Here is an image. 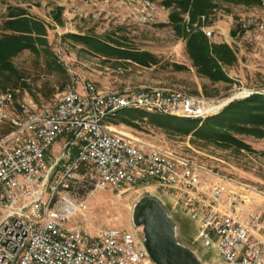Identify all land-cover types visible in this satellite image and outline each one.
<instances>
[{
  "label": "built area",
  "instance_id": "obj_1",
  "mask_svg": "<svg viewBox=\"0 0 264 264\" xmlns=\"http://www.w3.org/2000/svg\"><path fill=\"white\" fill-rule=\"evenodd\" d=\"M126 1L141 6L145 22L156 21L160 7L152 0ZM205 20L202 15L193 26L211 36ZM250 25L257 23L240 27ZM217 107L179 89H103L91 81L73 80L42 107L12 91L0 93V264H155L143 232L107 226L92 234L74 223L88 210L75 186L88 183L151 188L170 198L179 193L187 198L181 210L199 223L196 239L217 249L219 264H264L263 191L112 126L124 109L205 118Z\"/></svg>",
  "mask_w": 264,
  "mask_h": 264
},
{
  "label": "rangeland",
  "instance_id": "obj_2",
  "mask_svg": "<svg viewBox=\"0 0 264 264\" xmlns=\"http://www.w3.org/2000/svg\"><path fill=\"white\" fill-rule=\"evenodd\" d=\"M152 1L159 5L160 12L151 23L144 21L141 6L130 5L126 0H0V36L9 32L4 29V21L11 6L27 8L47 28L46 42L39 45V52L24 50L13 58L18 73L0 74V93L12 91L16 98L32 99L42 107L53 104L73 80L79 86L82 81H91L103 89L154 86L208 97L218 106L212 115L221 112L232 101L255 92L264 93V4L261 1L216 0V7L205 15L204 24L212 30L211 36L206 35L210 43H226L236 54L237 59L232 64L221 65L230 81H213L198 71L187 50L186 39L177 32L171 19V14L180 9L174 2L168 5L167 0ZM188 15L181 14L184 23ZM250 20L257 25L242 30L240 24ZM197 24L198 20L193 23L194 26ZM71 34L118 38L126 46L153 53L158 63L145 67L106 57L90 51ZM175 64L181 67L177 68ZM133 122L128 124L119 117L112 118L114 129L123 134L196 158L220 175L233 177L250 189L264 192V138L232 132L252 147V150H237L180 133L146 118ZM61 145L62 138L53 147L55 154L60 152ZM76 192L86 197L88 210L80 213L74 223L92 234L107 226L143 232L141 226L134 224L135 204L145 195L159 198L173 214L179 240L194 249L203 264L220 263L217 249L205 248L202 239H196L199 223L181 210L187 198L179 193L170 198L151 188L96 189L90 183L75 186ZM176 201H180L177 213L173 209Z\"/></svg>",
  "mask_w": 264,
  "mask_h": 264
},
{
  "label": "trees",
  "instance_id": "obj_3",
  "mask_svg": "<svg viewBox=\"0 0 264 264\" xmlns=\"http://www.w3.org/2000/svg\"><path fill=\"white\" fill-rule=\"evenodd\" d=\"M215 1L167 0L166 3L171 5L174 2L177 9H180L171 14V19L177 32L186 39L187 50L198 71L213 81H230L221 65L232 64L237 59L233 49L226 43L211 44L206 34L193 26L200 16L213 11L216 7ZM226 1L251 3L261 0ZM182 13H188L190 16L189 31L187 24L183 22ZM4 29L9 32L0 36V74L18 73L13 58L24 50L39 52V45L46 42V24L31 15L27 8L11 6L4 21ZM70 36L86 45L90 51L106 57L128 60L145 67L158 63V58L153 53L126 46L118 38L102 39L89 34ZM175 67L180 68L181 65L175 64ZM117 117L128 124L134 123L136 119L146 118L152 123L171 127L186 135L192 134L226 148L252 150L249 143L232 132L264 138V93L255 92L243 99L232 101L218 114L203 120L154 113L144 109H124L118 112L114 119Z\"/></svg>",
  "mask_w": 264,
  "mask_h": 264
},
{
  "label": "water",
  "instance_id": "obj_4",
  "mask_svg": "<svg viewBox=\"0 0 264 264\" xmlns=\"http://www.w3.org/2000/svg\"><path fill=\"white\" fill-rule=\"evenodd\" d=\"M133 220L143 228L145 245L155 264H203L196 251L179 240L177 223L159 198L145 195L138 200Z\"/></svg>",
  "mask_w": 264,
  "mask_h": 264
},
{
  "label": "flooded vegetation",
  "instance_id": "obj_5",
  "mask_svg": "<svg viewBox=\"0 0 264 264\" xmlns=\"http://www.w3.org/2000/svg\"><path fill=\"white\" fill-rule=\"evenodd\" d=\"M177 228H178V226H177Z\"/></svg>",
  "mask_w": 264,
  "mask_h": 264
}]
</instances>
